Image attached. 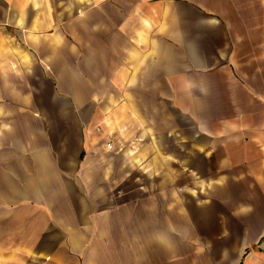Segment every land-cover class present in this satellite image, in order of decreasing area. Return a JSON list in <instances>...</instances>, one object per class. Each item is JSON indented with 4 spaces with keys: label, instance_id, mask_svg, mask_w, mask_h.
<instances>
[{
    "label": "crops",
    "instance_id": "1",
    "mask_svg": "<svg viewBox=\"0 0 264 264\" xmlns=\"http://www.w3.org/2000/svg\"><path fill=\"white\" fill-rule=\"evenodd\" d=\"M134 170L163 175L185 243L210 235L196 260L264 264V0H0V264H124L151 234L124 226Z\"/></svg>",
    "mask_w": 264,
    "mask_h": 264
},
{
    "label": "rangeland",
    "instance_id": "2",
    "mask_svg": "<svg viewBox=\"0 0 264 264\" xmlns=\"http://www.w3.org/2000/svg\"><path fill=\"white\" fill-rule=\"evenodd\" d=\"M151 93V92H150ZM147 91L145 92V96L139 97V105L140 106H134L129 107L131 111L136 110V113L139 112L141 115L147 114L148 110V102L151 100L149 96H147ZM97 110H101L103 113H129L128 111H125L127 107H120L118 104H115L114 106H108V107H97ZM134 109V110H133ZM135 112V111H134ZM143 116V115H142ZM97 124V134L101 135L102 139L105 140V138L109 137V139L114 141V138L111 136H115L113 133L114 130H111L106 133L104 126H102L104 123H95ZM118 124V123H114ZM121 124V123H120ZM140 123V130L145 131L147 127V122ZM101 125V126H100ZM108 127L111 125V123L106 124ZM105 125V126H106ZM123 127L121 129L124 130L126 133V129L128 131L129 123H126L125 125L122 123ZM157 129L162 130L165 126L164 123H157ZM107 127V128H108ZM103 128V129H102ZM124 133V135H125ZM114 134V135H113ZM118 135V134H117ZM107 145L110 146V140H107ZM143 144L147 142V139H144ZM140 148L141 153H143L144 146H141ZM111 149L109 148V151ZM146 154V153H144ZM147 157V155H145ZM153 164V163H151ZM155 167L157 163L153 164ZM208 166H213L212 162H204L203 163V169H206ZM163 171H158L157 173H162ZM138 174L139 177H141V182L143 183L137 190L135 186L126 185L124 187V190L127 191L125 193V199L129 198L132 194L131 190L133 189V193L139 194L140 196V208L139 210L136 209V205L134 203L133 208H130L129 210L124 211V226L126 228L136 225L137 223L140 224L141 229L151 228V234L147 233H141L139 236L136 234H128L124 235V243L123 245L126 247L127 245L134 246L133 249H127L123 248L117 251H110L109 256L120 258L123 260L124 264H147V258L148 255H151V264H208L209 263V257L204 256V253L201 254L198 259L196 260L197 252L202 251V245L201 242L205 241L210 235L208 234H197V233H189L187 236V243L184 242L185 237H181L180 233H174L176 230H179V218L178 217H169V214H177L174 210H169V203L167 200H165L164 193L169 191V187H163L159 185L161 179H163V175L160 176L157 175L149 176L148 173L143 172H136L134 170L133 175L130 176H136ZM129 176V177H130ZM148 183H151V185H148ZM156 183V184H155ZM178 187H176L177 189ZM217 189H222V187H217ZM195 187L189 186L187 187V192L183 194V197L185 200H187V203L192 205L194 201L197 199L195 196H191V194H195ZM151 194V201L147 200V195ZM203 198H207L205 194H202ZM234 200H227V196L225 200H221L216 203V206L214 207L215 211L214 213H218L219 217L218 220H222L223 225L230 224L237 226L239 224H242L239 220V218L236 217H229L228 213L231 214L233 212H237L239 202ZM194 205V204H193ZM151 207V218L148 217L147 210ZM139 215V217H137ZM151 226V227H150ZM238 237V235H236ZM137 238H139V245L140 247H144L147 245H151V250L143 249V248H137Z\"/></svg>",
    "mask_w": 264,
    "mask_h": 264
}]
</instances>
